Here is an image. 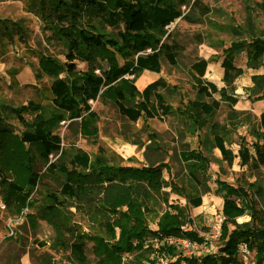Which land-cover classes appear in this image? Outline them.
Listing matches in <instances>:
<instances>
[{"label": "trees", "instance_id": "1", "mask_svg": "<svg viewBox=\"0 0 264 264\" xmlns=\"http://www.w3.org/2000/svg\"><path fill=\"white\" fill-rule=\"evenodd\" d=\"M29 1L30 11L42 19L49 33L47 38L62 46L64 61L37 56L36 77L46 75L50 79L49 112L32 99L22 106L0 102V192L4 205L14 206L20 214L33 204L31 195L39 187L36 168L40 166L45 174L63 178L58 191L45 194L38 212L59 232L55 245L67 252L68 264H88L84 236L94 243L95 264H122V254L138 247L167 258V264H243L241 246L246 252H253L254 264H264V210L255 208L256 201L243 187L216 179L214 193L222 198L217 250L187 255L172 238H185L197 244L204 240L196 229L181 227L182 220L190 222L185 206L169 203L158 211L161 198L155 195L167 186L159 168L123 165L107 157L102 148L92 156L84 152L66 155L54 130L60 122L69 121L81 123L85 133H92L96 115L90 102L101 97L103 89L109 86L113 88L118 113L131 121L170 116L172 107L160 92L167 87L163 78L148 82L142 89L136 87L134 80L143 71L158 73L163 62L176 66L185 45L174 37L169 26L177 19L200 23L209 13L208 6L200 0ZM182 6L187 10H182ZM243 10L242 23L229 27L233 39L218 54L187 66L194 94L179 117L185 116L189 127L194 125L195 130L201 131L195 147L178 152L186 177L196 190L187 198L190 207L199 206L202 195L210 191L204 150L216 148L221 159L231 164L234 154L226 142L238 126L247 124L257 140L256 151H264V132L260 130L264 111L256 116L233 107L238 101L233 93L235 80L245 69L264 67V27H259L255 20L258 14L264 15V0H244ZM27 36L22 23L0 17V60L9 47L25 41ZM196 37L200 43L201 38ZM240 54L244 56V67L236 64ZM75 60L84 62L86 68L79 69ZM210 61H219L222 68L219 87L203 78ZM16 73L17 70L10 72L11 77ZM250 81L247 97L264 100V73L251 74ZM215 95L218 98L206 100ZM221 103L227 111L218 121L214 116ZM242 151L237 155L244 163ZM84 186L90 197L99 196L96 204L105 200L102 189L113 190V200L95 213L96 220L90 218L89 227L97 234H81L61 213L67 206L66 197L79 199ZM245 215L249 219L238 223L237 219ZM150 221L156 228L149 226ZM39 244L45 246V242ZM50 263L62 264L58 260Z\"/></svg>", "mask_w": 264, "mask_h": 264}, {"label": "rangeland", "instance_id": "2", "mask_svg": "<svg viewBox=\"0 0 264 264\" xmlns=\"http://www.w3.org/2000/svg\"><path fill=\"white\" fill-rule=\"evenodd\" d=\"M200 1L209 8V13L200 23L177 19L169 26L174 37L185 45L178 64L171 66L163 62L158 73L142 72L134 80L136 87L142 89L148 82L158 77L163 78L167 87L160 92L165 102L172 107L173 113L170 116L150 119L141 117L131 121L118 113L114 105L115 94L112 86H109L103 89L101 97L90 102L96 115L93 124L95 130H92V133H85L81 123L69 121L60 122L54 129L62 140L66 155L84 152L92 156L98 153V148H102L107 157L123 165H152L159 168L167 186L155 195L156 198H161L157 205L158 211H163L169 203L185 206L190 222L182 220L181 227L196 229L204 240L192 249L180 247L184 254L191 255L208 254L216 251L218 247L215 227H219L222 215L221 197L214 193L216 179L243 187L256 201L255 208L264 210V151H256L254 144L257 140L249 132L250 126L247 124L238 126L226 142V147L234 154L231 164L221 159L216 148L204 150L208 159L210 191L202 195V211L194 213L186 202L188 196L195 194L196 190L186 177L185 166L179 160L178 152L195 147L196 138L201 132L195 130L194 125L189 127L185 116L179 117L187 100L194 94L187 66L192 61L218 54L233 39L229 27L240 25L244 15V0ZM29 4V0H0V17L22 23L28 35L25 41H18L15 46L9 47L5 57L0 60V102L22 106L32 99L49 112L52 109L48 92L50 79L46 75L36 77L37 56H47L62 63V46L47 38L49 33L42 19L30 11ZM181 9L187 10L184 6ZM255 20L259 27H264V15L258 14ZM101 30L108 31L104 28ZM196 36L201 38L200 43L196 42ZM74 63L79 69L86 68L84 62L75 60ZM236 64L243 65V54L237 57ZM14 70H17V73L11 77L10 72ZM221 76L219 61H210L203 78L219 87L222 85ZM249 85V73L245 71L234 82L233 93L238 97V101L233 107L255 115L256 109L253 106L259 100L247 97ZM216 98L217 95L206 100L210 102ZM226 111V105L221 103L214 119L222 121ZM258 141L261 142V139ZM239 150H243L245 154L244 163L240 162L237 155ZM36 169L40 176L39 187L31 195L33 204L25 207L22 213H17L14 206L6 207L0 192V264H51V260L68 264L70 261L65 259L67 252L63 248H56L55 242L59 232H56L50 222L41 219L38 212L39 204L45 200V194L51 190L58 191L63 178L45 174L40 166ZM79 194V199L66 197L67 206L61 213L67 218V223L74 224L81 234H97L95 229L89 227L90 218L93 216L96 220L95 213L101 212L103 204L113 200V190L102 189L105 200L98 204L96 200L100 199L99 196L90 197L87 186L82 187ZM30 217L34 220H29ZM248 219L245 215L238 218L237 222ZM149 226L156 228L155 223L151 221ZM103 236L107 237L106 233ZM39 241L45 242V246L42 247ZM83 244L88 264H95L97 258L94 255L93 241L84 236ZM155 255L138 247L131 253L122 254V264L168 263L167 258ZM240 258L243 264H254L253 252H246L244 246L240 248Z\"/></svg>", "mask_w": 264, "mask_h": 264}, {"label": "crops", "instance_id": "3", "mask_svg": "<svg viewBox=\"0 0 264 264\" xmlns=\"http://www.w3.org/2000/svg\"><path fill=\"white\" fill-rule=\"evenodd\" d=\"M244 67V56H243V65ZM245 71H247L249 73V77L251 74L253 73H264V67H259L258 69H245ZM244 71V72H245ZM143 72H149V71H143ZM150 73H154V72H150ZM236 81V80H235ZM251 84V81H250ZM253 108L256 109V116H259V114L264 111V100H259L257 104H255V106H253ZM260 130L264 132V125L260 126ZM202 204L203 201L201 202V204L197 207H192V210L194 211V213H199L200 211H202ZM222 205V198H221V203L220 206ZM215 252V251H213Z\"/></svg>", "mask_w": 264, "mask_h": 264}, {"label": "built area", "instance_id": "4", "mask_svg": "<svg viewBox=\"0 0 264 264\" xmlns=\"http://www.w3.org/2000/svg\"><path fill=\"white\" fill-rule=\"evenodd\" d=\"M215 232H216V234H219V227L218 228L215 227ZM171 241L174 242L178 246V248L182 247V248H191L192 249V248H195L197 246V243L190 242L189 240H187L185 238H176V239L172 238ZM187 255H191V254H187Z\"/></svg>", "mask_w": 264, "mask_h": 264}]
</instances>
